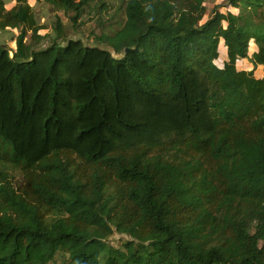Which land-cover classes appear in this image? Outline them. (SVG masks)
<instances>
[{
  "label": "trees",
  "instance_id": "trees-1",
  "mask_svg": "<svg viewBox=\"0 0 264 264\" xmlns=\"http://www.w3.org/2000/svg\"><path fill=\"white\" fill-rule=\"evenodd\" d=\"M45 1L78 24L92 0ZM206 1L36 50L29 0H0V264H264V0Z\"/></svg>",
  "mask_w": 264,
  "mask_h": 264
},
{
  "label": "rangeland",
  "instance_id": "rangeland-1",
  "mask_svg": "<svg viewBox=\"0 0 264 264\" xmlns=\"http://www.w3.org/2000/svg\"><path fill=\"white\" fill-rule=\"evenodd\" d=\"M8 8L13 4V0H6ZM35 15L39 24L44 28L41 35L44 36L42 43L36 47V50L49 47L54 41L59 40L61 44H65L66 40H82L87 46H97L96 37L100 34L112 35L118 31L126 21V3L127 0H92L84 8L82 18L78 24H73L70 20V15L62 10L55 9L49 2L43 0L36 2L31 0ZM207 15L204 22L207 21L215 9L221 13L232 12L239 14L238 9L230 7L227 0H207ZM58 19L63 22V38L57 39L55 24ZM19 35L18 30H8L0 32V43L5 45L11 52L13 57L16 50V38ZM27 43L31 44V35L28 34ZM225 52L221 58L225 56ZM220 63V59L217 61ZM256 76L261 77L262 71L256 73ZM264 76V75H263ZM12 183L15 188H19L23 184V177L20 172H11ZM129 239L126 235L115 234L111 237L110 242L113 246L119 248L124 242ZM69 255L65 252L57 254L55 260L50 264H66Z\"/></svg>",
  "mask_w": 264,
  "mask_h": 264
},
{
  "label": "crops",
  "instance_id": "crops-1",
  "mask_svg": "<svg viewBox=\"0 0 264 264\" xmlns=\"http://www.w3.org/2000/svg\"><path fill=\"white\" fill-rule=\"evenodd\" d=\"M31 0H29V3L31 4V2H30ZM33 1H35V0H33ZM16 5V2H15V0H13V4L8 8V6H7V8L8 9H11V8H13L14 6ZM31 6H32V4H31Z\"/></svg>",
  "mask_w": 264,
  "mask_h": 264
}]
</instances>
